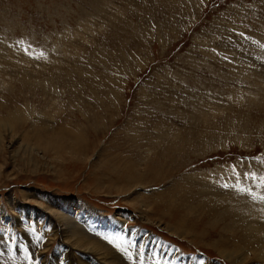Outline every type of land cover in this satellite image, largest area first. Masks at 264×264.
<instances>
[{
  "label": "rangeland",
  "instance_id": "374dc122",
  "mask_svg": "<svg viewBox=\"0 0 264 264\" xmlns=\"http://www.w3.org/2000/svg\"><path fill=\"white\" fill-rule=\"evenodd\" d=\"M0 122V264H264V0H0Z\"/></svg>",
  "mask_w": 264,
  "mask_h": 264
},
{
  "label": "bare ground",
  "instance_id": "6f19581e",
  "mask_svg": "<svg viewBox=\"0 0 264 264\" xmlns=\"http://www.w3.org/2000/svg\"><path fill=\"white\" fill-rule=\"evenodd\" d=\"M74 43V42H73ZM45 64V63H44ZM2 70V69H1ZM10 70V69H9ZM8 70V71H9ZM9 73V72H8ZM233 74V73H232ZM251 78V77H250ZM26 79V78H25ZM243 94V93H242ZM59 95V94H58ZM251 96V95H250ZM200 107V106H199ZM197 110V109H196ZM206 110V109H205ZM10 122V121H9ZM1 124H3V122H0V125ZM12 124H14L13 122H11L10 123V125H12ZM13 126V125H12ZM95 127V126H94ZM58 136V135H57ZM158 140V139H157ZM89 143V142H88ZM87 145H89V144H87ZM129 171V170H128ZM123 172V171H122ZM125 172V171H124ZM159 173H160V171H159ZM126 174V173H125ZM129 174V173H128ZM134 177H136V176H134ZM127 180V179H126ZM33 215V214H32ZM30 217V214H26V217H25V219L27 218V217ZM42 216H44V218H45V214L43 215L42 214ZM47 216V215H46ZM32 217V216H31ZM257 217H258V215H257ZM34 218V217H33ZM58 221L59 222H62L63 223V225L65 226L64 228V235H67L68 236V243L66 244V245H61V247H60V249H61V251L60 252H62V253H64L65 252V254H64V256H63V262L65 263V264H68V262H69V260H70V258H72V255L70 256L69 255V252H71V249L70 248H74V247H76V249L78 248V250H79V254L81 255V257L80 258H78V260H82L83 262H85L84 261V258L86 257V256H92L93 257V259H92V262L91 263H89V264H105V263H103L102 261H100V259H99V257L97 258V256H100V255H102V254H98L97 253V255L95 254V255H93V252L91 251V250H93V251H97V252H101V251H103V250H105V247L103 248L101 245H100V243H98V241L96 242V239L94 240V237L92 238L90 235H87V234H85L78 226H76L73 222H72V220L70 219V218H67V217H65V216H63V215H59L58 217ZM55 221V220H54ZM56 223V222H55ZM96 223V222H95ZM49 224H51L52 225V221L49 219ZM53 226V225H52ZM115 225H113V227H114ZM58 227V226H57ZM54 228V227H53ZM93 228V227H92ZM49 229H51V228H49ZM252 229V228H251ZM118 232V231H117ZM116 232V233H117ZM59 233V232H58ZM62 234V233H61ZM88 234H91V233H88ZM115 234V233H114ZM59 235V234H58ZM62 236V235H61ZM97 236V235H96ZM122 238V237H121ZM98 239V238H97ZM250 239V238H249ZM75 249V248H74ZM109 250V249H108ZM77 252V251H76ZM111 252V251H110ZM104 254V253H103ZM111 255H112V252L110 253ZM79 255V256H80ZM106 256V255H105ZM102 257H103V255H102ZM91 258V257H90ZM108 258V257H107ZM111 258H113V264H123V263H121V262H119V261H116L115 259H117V255H112V257ZM104 259V257L102 258V260ZM259 259V258H258ZM261 259V258H260ZM74 260V259H73ZM76 260V259H75ZM74 260V261H75ZM111 260V259H110ZM107 261V260H106ZM72 263V262H71ZM70 263V264H71ZM87 264H88V262H87ZM107 264H109V263H107ZM111 264V263H110Z\"/></svg>",
  "mask_w": 264,
  "mask_h": 264
},
{
  "label": "snow or ice",
  "instance_id": "6c2138e0",
  "mask_svg": "<svg viewBox=\"0 0 264 264\" xmlns=\"http://www.w3.org/2000/svg\"><path fill=\"white\" fill-rule=\"evenodd\" d=\"M249 178H251L253 181L261 180L262 183L259 186L261 188H264V178L256 177L255 174H250V177ZM223 187L228 188L229 186L227 184H225V185H223ZM233 190L240 191V192H245L246 194H249V195L252 194L250 190H248L246 188H243V187L236 188L235 186H233ZM259 199L261 200V202H264V196L259 197Z\"/></svg>",
  "mask_w": 264,
  "mask_h": 264
}]
</instances>
